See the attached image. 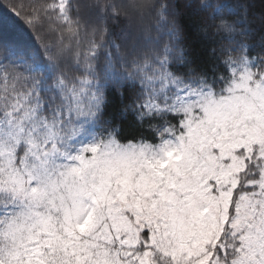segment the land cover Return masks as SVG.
I'll return each instance as SVG.
<instances>
[{
    "label": "snow or ice",
    "instance_id": "snow-or-ice-1",
    "mask_svg": "<svg viewBox=\"0 0 264 264\" xmlns=\"http://www.w3.org/2000/svg\"><path fill=\"white\" fill-rule=\"evenodd\" d=\"M0 7V264H264V0Z\"/></svg>",
    "mask_w": 264,
    "mask_h": 264
},
{
    "label": "trees",
    "instance_id": "trees-1",
    "mask_svg": "<svg viewBox=\"0 0 264 264\" xmlns=\"http://www.w3.org/2000/svg\"><path fill=\"white\" fill-rule=\"evenodd\" d=\"M0 4L6 5L7 0H0ZM11 18V13L8 9V7H0V18Z\"/></svg>",
    "mask_w": 264,
    "mask_h": 264
}]
</instances>
